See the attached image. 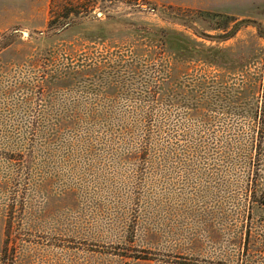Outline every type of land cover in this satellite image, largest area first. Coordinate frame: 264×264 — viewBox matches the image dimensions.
<instances>
[{
  "label": "rangeland",
  "instance_id": "374dc122",
  "mask_svg": "<svg viewBox=\"0 0 264 264\" xmlns=\"http://www.w3.org/2000/svg\"><path fill=\"white\" fill-rule=\"evenodd\" d=\"M263 232L264 0H0V264H229Z\"/></svg>",
  "mask_w": 264,
  "mask_h": 264
},
{
  "label": "trees",
  "instance_id": "16d2710c",
  "mask_svg": "<svg viewBox=\"0 0 264 264\" xmlns=\"http://www.w3.org/2000/svg\"><path fill=\"white\" fill-rule=\"evenodd\" d=\"M56 22V19H53L50 21L49 26L52 27L53 23ZM261 241H253L251 240V234L249 233L246 237V243H245V250L244 252H238L232 260L229 261V264H253L251 260H248V256L250 255V252L259 250L260 253H264V232L262 235ZM227 261H225V264ZM202 264H224L223 261L220 262H209V263H202Z\"/></svg>",
  "mask_w": 264,
  "mask_h": 264
}]
</instances>
